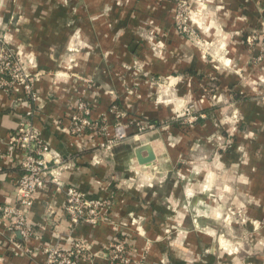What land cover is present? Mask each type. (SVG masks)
Segmentation results:
<instances>
[{"label":"crops","instance_id":"obj_1","mask_svg":"<svg viewBox=\"0 0 264 264\" xmlns=\"http://www.w3.org/2000/svg\"><path fill=\"white\" fill-rule=\"evenodd\" d=\"M188 2L203 8L204 36L213 35L224 42L217 59L203 62L177 33L172 20L174 0H20L35 6L30 11L25 6V11L17 12L23 19L14 25L12 42L16 52L22 54L24 50L23 54L33 57L31 71L38 76L32 86L34 100L0 87V203L15 201L18 155L8 138L23 121L32 122L44 141L62 156L66 166L61 171L64 183L111 202L106 220L95 225L84 223L70 231L62 210L64 193L48 186L36 194L30 207L29 223L35 235L28 245L39 249L45 243L57 242L66 248L72 239L84 238L91 261L79 264H110L108 242L120 233L127 241V256L132 259H139L146 241H150L146 260L151 264H224L225 255L211 250L204 252V260L203 253L191 252L192 247L190 251L187 247L165 251L167 244L175 248L181 242L161 239L162 232L157 229L158 223L164 221L158 215L161 210H186L187 203L193 205L197 196L203 195L204 211L213 214L222 211L220 202L211 203L208 196L216 200L221 195L238 200L245 196L251 198L247 211L256 217L264 216V61L255 59L261 42L264 43V0ZM195 19L198 18L191 17L192 21ZM253 30L258 40L247 45L245 38ZM150 33L164 42V58L155 55L137 36ZM135 39L136 45L131 43ZM226 57L229 66L223 62ZM134 66L153 74L189 72L192 66H204V88L211 83L215 90L212 98L223 108L209 107L204 90V120L189 132L173 127L175 133L168 142L164 134L147 131L134 135L131 128L132 134L126 140L104 151L97 146L98 137L70 134V114L81 98L91 107L93 118L108 123L115 120L110 105L124 106L128 99L139 102L137 113L150 118L168 114L153 103L146 81L130 74ZM190 72L193 81L198 82L200 75ZM192 87L190 92L198 95L200 89L195 84ZM185 89L184 85L183 93H187ZM149 100L152 102L146 103ZM223 132L231 137L232 147L218 150L217 146L225 140ZM198 141L206 158L204 167L192 172L188 170L189 159ZM143 143H149L155 155L148 164L138 163L134 154V148ZM141 154L146 155L144 151ZM172 166L176 170L167 172L165 182H160L162 174ZM182 197H188V202L182 204ZM2 223L0 264H42L41 252L34 256L13 254L11 245L6 244L8 233ZM137 224L142 235L134 227ZM15 238L25 244L18 233ZM189 238L185 237L184 246H188ZM199 241L208 244L212 238L204 236ZM160 243L165 244V249H159ZM263 259L264 253L246 257L251 262Z\"/></svg>","mask_w":264,"mask_h":264},{"label":"rangeland","instance_id":"obj_2","mask_svg":"<svg viewBox=\"0 0 264 264\" xmlns=\"http://www.w3.org/2000/svg\"><path fill=\"white\" fill-rule=\"evenodd\" d=\"M1 1L0 34L6 41L7 45L16 52L12 42V32L14 25L23 19L22 15H19V13L21 11H25V6L26 11H30L35 5L33 3L23 4L20 3V0ZM188 4L190 6L189 8L191 9V13L189 14V25L188 30L186 31H181L176 26L174 19V8L172 20L177 33L180 34L193 48V53L194 51H197L199 58L201 57L203 62L204 59H207L208 61L217 59L219 52L218 49L222 46V44H224V42L222 39L217 40L218 37L213 35L210 36V38L208 35L204 36V15L202 13L203 8L199 7V5L197 8H195L194 6L190 5V3ZM17 12L19 13L17 14ZM193 16H196L198 19L192 21L191 17ZM137 36L140 40H144L150 49L154 50L155 55L157 54L161 58L165 57V44L160 37L153 35V33H150L146 36H142V34ZM131 43L136 45V39L131 41ZM16 53L23 62L25 69L32 73L31 67L34 65L33 57L29 53H27L29 54L28 56L23 54L26 53L24 50H22V54L18 52ZM28 57L30 59H28ZM228 61V57H226V61H223L226 66L230 65V62ZM188 69L191 70H189V72L171 70L165 74H153L150 71L144 70L140 66H134V68H130V74H132L133 77L141 76L146 81L147 87L153 95V103L159 105L158 107H160L162 110L168 111V114L166 116H162L161 118L153 119L144 114L137 113V105L139 102L137 103V101L131 99H128L126 104H123L124 106H119L118 104L114 103L111 104L109 108L114 106L115 109L124 112L122 120L123 122L128 123V136L132 134L130 133L131 128H134L133 133H135L136 127L134 126V123L138 121H142L145 124L150 123L154 125L151 129L146 128L143 133L147 131H155L164 134L167 142L169 141V136L175 133L172 131L173 127L181 130L179 132L191 131L190 129H193L194 126H197V124H200L201 121L204 120V108L206 107L204 90H206L208 93L206 98L209 101V107L223 108V105L217 106V100L212 98L215 90H213V87L210 85L211 83H208V85L204 88V66H192V68ZM190 71H194L195 75L197 76L200 75L198 82L193 81L194 75H192ZM193 84H195L198 89H200L198 95L193 96L192 92H190V90L192 91ZM184 85L187 88L185 89L187 93H183ZM136 88L138 90L139 87L136 86ZM180 90L182 93H180ZM188 92H190V94ZM152 101L149 100L146 101V103H150ZM226 104L228 105V103ZM194 115H197L198 118L196 120H191ZM114 121L110 124L114 123ZM131 121H133V123H131ZM223 135L225 140L224 143H220L217 146L218 150H226L232 147L231 137H228L227 132H223ZM216 153L217 151L215 150L213 155ZM205 158L206 155H204V147L201 145V141H198L190 155L188 170H191L192 172H198L200 168L204 167ZM173 170H176L174 166L171 167V170H166V173L162 174L160 182H165L166 177H168V173ZM188 197H182V204L188 202L186 200ZM197 197L199 198H197V202L195 204L189 205L187 203L186 210H181L180 208H163L160 214H158L164 218V221L162 223H158L157 227L158 231L162 232V236L160 235L162 237L161 239L167 243L170 240L177 241L178 243L181 242L178 244V246H175V248L174 245L170 246L167 244L168 247L166 246V249L165 244L163 245V243H160L158 244L159 249H165V251H168L173 249H185L187 247V250L190 251V248L192 247L191 252L194 254H197L198 252L203 253V256L201 257L203 260L204 252L211 250L215 254L222 253L225 255L224 264H255V262L257 264H264V259L254 262L246 260V257L249 255L264 253V216L256 217V215L253 213H251V215L249 211H247L248 200L250 197L241 196L238 200V197L232 196L230 198L223 197L221 195L220 200H216L214 196H208V199L211 201V203L217 204V202H220L218 205L222 211H215L213 214L206 212V210L204 211V196L198 195ZM191 198L192 197H190V200ZM159 199H161V197ZM134 227L137 229V231H139L138 234L142 235L143 232H141L138 224ZM204 231L207 232L205 233ZM204 236L211 237L213 243L211 242L204 244L203 242V244H200L201 241L199 240L201 237L204 238ZM185 237H191L187 241L188 246H184L186 245L184 243L186 240ZM191 240L193 243H191ZM146 242V245L140 251L141 255L139 259H132L131 256H127L128 245L126 244L124 253L125 259L120 264H151L146 260L147 253L149 252V247L151 245L150 241ZM238 255L247 256L238 257ZM165 262L168 263V260H165ZM186 263L192 264L191 261H187ZM208 263L212 264V261H208Z\"/></svg>","mask_w":264,"mask_h":264},{"label":"built area","instance_id":"obj_3","mask_svg":"<svg viewBox=\"0 0 264 264\" xmlns=\"http://www.w3.org/2000/svg\"><path fill=\"white\" fill-rule=\"evenodd\" d=\"M174 19L181 31L188 30V18L191 13L188 0H174ZM264 24V20L261 21ZM258 36L253 30L245 38L247 45H252ZM255 59L264 61V43ZM38 73H30L23 65L18 54L9 47L0 34V87L12 93H21L34 100L33 81ZM115 115L114 123L93 118L91 107L83 98L78 99L69 118V133L80 137L88 134L91 138L98 137L97 146L110 151L115 145L128 138V123L123 122L124 112L110 108ZM30 113V112H28ZM198 117L194 115L191 120ZM133 123V121H131ZM134 135L142 134L153 124L138 121L134 123ZM8 144L17 151L19 176L15 187L14 203H0V221H3L6 244L11 245L14 255H32L41 252L44 256L42 264H79L80 261H91L89 244L84 238L72 239L71 245L61 248L56 243H45L35 249L27 243L35 235L33 225L29 223V210L34 203L36 194L48 186L63 191V213L67 219V229L73 230L81 224L95 225L108 218L111 202L108 198L91 197L85 191L72 184H66L61 179V171L65 163L62 156L52 149L41 137L38 129L30 121L17 125L8 138ZM5 233V234H6ZM18 233L25 244L18 243L15 234ZM4 234V235H5ZM59 236V235H57ZM1 239V238H0ZM127 241L122 234H114L108 242L107 255L110 264L121 263L124 259ZM0 243V247H1ZM92 264V263H91Z\"/></svg>","mask_w":264,"mask_h":264},{"label":"water","instance_id":"obj_4","mask_svg":"<svg viewBox=\"0 0 264 264\" xmlns=\"http://www.w3.org/2000/svg\"><path fill=\"white\" fill-rule=\"evenodd\" d=\"M142 151L146 155L142 156ZM135 157L140 164H148L155 159V155L152 149V146L149 143H143L134 148Z\"/></svg>","mask_w":264,"mask_h":264}]
</instances>
